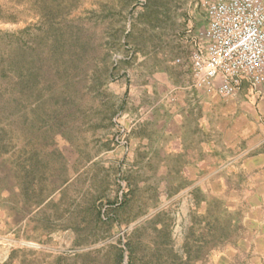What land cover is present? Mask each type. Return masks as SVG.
I'll return each mask as SVG.
<instances>
[{"label": "rangeland", "instance_id": "rangeland-1", "mask_svg": "<svg viewBox=\"0 0 264 264\" xmlns=\"http://www.w3.org/2000/svg\"><path fill=\"white\" fill-rule=\"evenodd\" d=\"M210 1L0 0V264H214L237 242L241 177L182 170L219 135L192 72Z\"/></svg>", "mask_w": 264, "mask_h": 264}, {"label": "crops", "instance_id": "crops-1", "mask_svg": "<svg viewBox=\"0 0 264 264\" xmlns=\"http://www.w3.org/2000/svg\"><path fill=\"white\" fill-rule=\"evenodd\" d=\"M195 91L198 102L211 111L202 121L209 130L215 123L219 135L208 137L202 144L205 156L199 159L197 154L194 158L191 154L182 163V170L197 172L204 166H213L215 171L238 174L239 190L233 202L246 210L243 232L234 245L220 252L214 264H264V83L251 87L243 82L230 97H222L208 87ZM177 147L184 148L182 144ZM220 148L224 149L218 154L221 158L209 165V152Z\"/></svg>", "mask_w": 264, "mask_h": 264}, {"label": "built area", "instance_id": "built-area-1", "mask_svg": "<svg viewBox=\"0 0 264 264\" xmlns=\"http://www.w3.org/2000/svg\"><path fill=\"white\" fill-rule=\"evenodd\" d=\"M207 17L194 76L222 97L264 83V0H211Z\"/></svg>", "mask_w": 264, "mask_h": 264}]
</instances>
